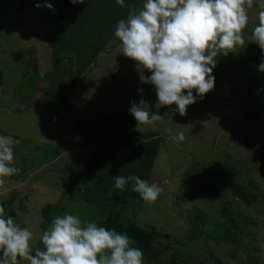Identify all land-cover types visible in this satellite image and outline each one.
I'll return each mask as SVG.
<instances>
[{
    "label": "rangeland",
    "instance_id": "1",
    "mask_svg": "<svg viewBox=\"0 0 264 264\" xmlns=\"http://www.w3.org/2000/svg\"><path fill=\"white\" fill-rule=\"evenodd\" d=\"M35 4L37 0H0V136L20 141L13 144L10 165L19 173L2 178L0 203L14 198L5 211L10 215L16 212L14 222L32 232V255L37 249L46 250L41 243L44 230L39 215L45 205L63 208L61 216H78L86 227L85 221L103 222L106 209L114 202L113 193L96 186L79 191L82 179L70 182L71 174L60 169L79 164L77 169L83 170L87 164L90 152L84 139L88 137L77 134L78 123L126 112L132 101L139 104L141 99L148 103V110L157 111L154 86L140 82L136 62L122 54L117 37L101 47L102 52L88 67L79 65L72 52L56 59L46 40L52 31L44 17L46 10ZM261 4L264 0H253L247 10L248 25L242 32L245 43L227 56L218 55L214 90L200 99L199 105L188 106L185 116L174 111L176 105L160 108L164 117L155 127H145L162 139L151 179L160 194L154 203L144 202L136 212L122 207V217L129 218L130 224L160 233L152 258L145 264H253L245 252L248 239L235 235L246 231V214L257 217L261 227L256 249L249 254L264 264V113L251 106L252 119L245 127L231 125L234 117L243 119L244 114L239 113L236 100L230 103L224 99L239 84L237 80L251 75L249 83L264 103V72L258 70L262 51L250 41ZM145 75L151 73L145 71ZM56 106L61 108L60 115L53 111ZM48 108L58 121L46 119L45 123ZM87 109L90 112L86 113ZM48 126V141L44 134L36 136ZM32 130L36 131L31 135ZM179 132L185 139L172 140ZM54 138L59 139L52 141ZM53 158L60 166L56 170L50 165ZM73 186L79 188L77 200L70 199L76 194ZM198 216L208 220L199 231L207 235L199 234L200 238L191 242L188 226ZM230 223L235 232L227 237L224 230ZM237 228L242 230L237 232ZM179 237L183 240L176 241Z\"/></svg>",
    "mask_w": 264,
    "mask_h": 264
},
{
    "label": "clouds",
    "instance_id": "2",
    "mask_svg": "<svg viewBox=\"0 0 264 264\" xmlns=\"http://www.w3.org/2000/svg\"><path fill=\"white\" fill-rule=\"evenodd\" d=\"M70 2L75 5L84 0ZM116 3L125 6L124 0ZM43 6L54 11L47 0ZM252 6L253 0H145L139 11L134 4L129 6L127 19L118 22L115 36L121 42L122 54L136 62L140 82L154 86L157 109L148 110L143 99L139 104L132 101L129 112L137 121L135 131L143 133L145 127H155L164 117L159 114L164 106L176 105L174 111L185 116L188 106L198 99L201 102L214 90L217 57L227 56L238 44L245 43L242 32ZM260 8L250 41L262 51L258 70L264 72V4ZM145 71L151 75H145ZM139 91L142 94L143 90ZM53 120L58 121L57 116ZM171 139L183 141L185 136L179 132ZM19 143L12 136H0V184L2 178L19 173L18 168L10 166L13 144ZM113 179L119 191L131 182L132 191L146 203H154L160 194L156 184L136 175ZM4 213L0 207V264H19L20 260L28 264H142L143 252L131 247L135 241L126 233L98 227L95 221H85L86 227H82L79 217L69 213L55 217L41 237L46 250L37 249L32 255V232Z\"/></svg>",
    "mask_w": 264,
    "mask_h": 264
},
{
    "label": "trees",
    "instance_id": "3",
    "mask_svg": "<svg viewBox=\"0 0 264 264\" xmlns=\"http://www.w3.org/2000/svg\"><path fill=\"white\" fill-rule=\"evenodd\" d=\"M47 2L53 5L54 11L43 6L45 0H37V4H41V7L46 10V15L44 17L52 28V31L46 35V40L49 42L55 58L59 59L65 52H72L76 55L79 65L88 67L102 52L101 47L116 39L115 28L121 19H127L129 6L134 4L136 10L139 11L145 0H124V7L117 4L116 0H84V3H77L75 5L72 4L70 0H47ZM37 4H35V6ZM251 78H253V76L249 75L246 79L242 77L243 81L241 82L237 80L240 85H234L230 94L231 96L229 95L230 97L224 98L228 102L236 100L237 105H240L243 111L242 113L244 114L243 119L241 117L240 119H238L239 117H234L231 125L245 127V124L252 119L250 116L251 106L254 108L257 107L261 113H264V103H261L259 100L257 96L258 92L253 90V84L249 83ZM244 83L248 85L246 90H243L246 86ZM2 85L3 72L0 69V86L2 87ZM217 99L218 101L225 102L223 99ZM199 103L201 102L198 99L197 102L191 106ZM250 104L251 106H249ZM12 109L13 112H16L14 107ZM28 111H32V109ZM51 111L52 110L49 108L45 110V123L46 119L51 121L52 115H54ZM53 111L60 115L61 108L56 106L53 108ZM65 112L69 113L70 110L68 109ZM88 112H90L89 109H87L86 113ZM49 123L47 124L50 125ZM58 123L59 122H57V124ZM136 124L137 121L130 114L129 110L126 112L105 114L97 119H90L89 121L78 123L76 127L77 134L88 137L84 139L87 143L86 148L90 152L85 158L87 164L84 166L83 170L77 169L79 164H77L76 167L71 165H66V167L64 166L65 168L59 167L71 174L69 177L70 182L74 183L75 178L82 179L81 185H79V191L96 186L101 189L102 192L105 191L114 194L113 204L110 208L106 209L108 212L105 217L106 219L103 222H96L97 226L105 227L109 230L114 229L122 234L126 233L131 240L135 241L131 247L139 248L143 252L142 264H145L146 260L152 258L154 243L157 237L160 236V233L156 230L149 231L136 224H130L129 218L122 217L123 205L125 208L136 212L145 201L140 198L138 193L132 191L131 182L126 185L124 191H119L114 188L115 181L113 179V176L118 175H123L125 177L136 175L140 179L147 180L151 184L154 161L161 150L162 139L158 132H148L144 130L143 133H140L135 131ZM49 128L50 126H48L46 131H38L36 136L44 134L45 137L43 138L46 139V137L49 136V132H47ZM35 131L36 130H32L31 135L34 134ZM61 136H63V134H61ZM57 139L59 138H54L52 141ZM72 146V144L69 146V151ZM64 149L66 150V147ZM50 163L54 170L59 168L55 164L56 161L54 158L50 160ZM73 188V191L76 190V194H71L70 199L77 200L79 188L75 189V186H73ZM13 199L12 197L10 200L1 202L0 207L6 210L9 208ZM125 208H123V210ZM62 211L63 208L51 204L45 205L39 211V215L42 217L43 232L48 230L49 225H51L55 217L61 216ZM4 215L5 217L12 216L18 218L16 212L10 215L5 211ZM246 215L248 218H246L243 225L246 229L244 233H236L234 227H232L230 223L224 230V235L230 237L231 233L234 235V232L236 237L244 235L246 239H248L244 246L246 247L245 252L249 255L251 263L258 264L257 260L249 254V252L256 249L257 238L259 237L261 227L258 225L257 217L252 214ZM191 220L190 226H188L191 233L187 237L191 242H194L195 239L200 238V235L204 236V234H200L199 231L204 229L202 225L207 224L208 220L200 216ZM236 230L239 232V230L242 229L237 228ZM178 240L180 241L183 239L179 237L176 241ZM42 245L44 246L43 243ZM0 258H2V254H0ZM25 262L26 261L21 260L19 264H26Z\"/></svg>",
    "mask_w": 264,
    "mask_h": 264
},
{
    "label": "water",
    "instance_id": "4",
    "mask_svg": "<svg viewBox=\"0 0 264 264\" xmlns=\"http://www.w3.org/2000/svg\"><path fill=\"white\" fill-rule=\"evenodd\" d=\"M65 120V116L62 118V121H64Z\"/></svg>",
    "mask_w": 264,
    "mask_h": 264
},
{
    "label": "crops",
    "instance_id": "5",
    "mask_svg": "<svg viewBox=\"0 0 264 264\" xmlns=\"http://www.w3.org/2000/svg\"><path fill=\"white\" fill-rule=\"evenodd\" d=\"M163 116V115H162Z\"/></svg>",
    "mask_w": 264,
    "mask_h": 264
}]
</instances>
